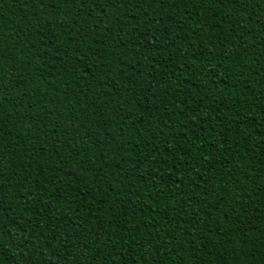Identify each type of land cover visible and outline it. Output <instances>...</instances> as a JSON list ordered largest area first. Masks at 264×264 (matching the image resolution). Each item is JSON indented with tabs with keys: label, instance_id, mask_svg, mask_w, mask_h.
Instances as JSON below:
<instances>
[{
	"label": "trees",
	"instance_id": "trees-1",
	"mask_svg": "<svg viewBox=\"0 0 264 264\" xmlns=\"http://www.w3.org/2000/svg\"><path fill=\"white\" fill-rule=\"evenodd\" d=\"M0 264H264V0H0Z\"/></svg>",
	"mask_w": 264,
	"mask_h": 264
}]
</instances>
